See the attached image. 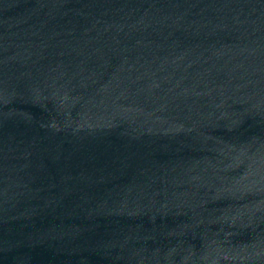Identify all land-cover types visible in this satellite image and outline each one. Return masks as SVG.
Instances as JSON below:
<instances>
[{
  "label": "water",
  "instance_id": "water-1",
  "mask_svg": "<svg viewBox=\"0 0 264 264\" xmlns=\"http://www.w3.org/2000/svg\"><path fill=\"white\" fill-rule=\"evenodd\" d=\"M0 264H264V0H0Z\"/></svg>",
  "mask_w": 264,
  "mask_h": 264
}]
</instances>
